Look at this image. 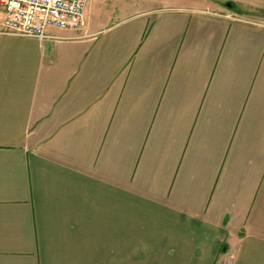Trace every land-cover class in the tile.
<instances>
[{"label":"crops","instance_id":"crops-1","mask_svg":"<svg viewBox=\"0 0 264 264\" xmlns=\"http://www.w3.org/2000/svg\"><path fill=\"white\" fill-rule=\"evenodd\" d=\"M138 1L0 13V264H264V23Z\"/></svg>","mask_w":264,"mask_h":264},{"label":"built area","instance_id":"built-area-1","mask_svg":"<svg viewBox=\"0 0 264 264\" xmlns=\"http://www.w3.org/2000/svg\"><path fill=\"white\" fill-rule=\"evenodd\" d=\"M90 0H0L5 13L2 31L33 38H46V30L80 31Z\"/></svg>","mask_w":264,"mask_h":264},{"label":"rangeland","instance_id":"rangeland-1","mask_svg":"<svg viewBox=\"0 0 264 264\" xmlns=\"http://www.w3.org/2000/svg\"><path fill=\"white\" fill-rule=\"evenodd\" d=\"M133 1V0H124ZM135 1V0H134ZM138 1V0H137ZM141 7L159 5L183 7L195 10L221 11L223 13H238L254 21L264 23V0H139ZM0 9V13H2ZM245 16V17H246Z\"/></svg>","mask_w":264,"mask_h":264}]
</instances>
